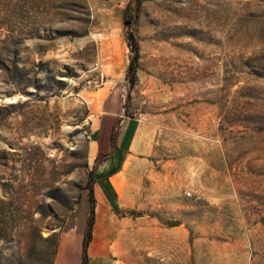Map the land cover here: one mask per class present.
Listing matches in <instances>:
<instances>
[{
	"label": "rangeland",
	"instance_id": "374dc122",
	"mask_svg": "<svg viewBox=\"0 0 264 264\" xmlns=\"http://www.w3.org/2000/svg\"><path fill=\"white\" fill-rule=\"evenodd\" d=\"M130 1L0 0V264L79 260L108 94L148 148L90 264H264V0H137L131 70Z\"/></svg>",
	"mask_w": 264,
	"mask_h": 264
},
{
	"label": "crops",
	"instance_id": "0c3cea01",
	"mask_svg": "<svg viewBox=\"0 0 264 264\" xmlns=\"http://www.w3.org/2000/svg\"><path fill=\"white\" fill-rule=\"evenodd\" d=\"M103 114L116 117L118 119L120 129L112 146L113 149L111 148V155L95 169L94 195L96 198V222L94 223V229L99 226V217L102 214L104 215V219L106 221L103 225L104 227H112L115 223L114 221L125 224L129 220L128 218H124L122 221H120L114 216L115 207L120 209L127 208L128 206L125 205L126 203H123L120 200L119 195L116 193L113 182L116 181L125 189H128L132 182L136 180V173H134L135 171L128 169V164L132 161L131 157H134V154L136 153L133 151L139 147L138 142L143 143L140 144V152L141 150L148 148V139L139 137L140 130L142 128L141 120L124 116L123 110L119 111L117 107H115L113 101L109 99V94L106 95V98L102 104L101 115ZM99 127L100 116H98L97 120L93 122V126L89 135L91 138L94 157H96L98 154L96 135ZM139 138L141 139L140 141ZM140 160L141 159L137 158V160L134 162V165L139 164L138 162H140ZM103 187H106V192L103 191ZM81 242L82 239L78 248L80 258L76 264H80ZM106 257L107 256L102 253L100 259H106ZM58 264H61V262ZM62 264H65L64 261Z\"/></svg>",
	"mask_w": 264,
	"mask_h": 264
},
{
	"label": "trees",
	"instance_id": "16d2710c",
	"mask_svg": "<svg viewBox=\"0 0 264 264\" xmlns=\"http://www.w3.org/2000/svg\"><path fill=\"white\" fill-rule=\"evenodd\" d=\"M137 0H131L127 9L125 10L124 17V32L126 42L131 53L134 54V57L131 61V68L133 67V63H135L137 58V43L131 31L132 19L134 18L135 8L134 4ZM129 70V71H130ZM116 117H112L110 115H103L100 119V127L97 131L96 142L98 146V156L96 161L98 164L104 162L112 152L108 151L110 144L114 141L113 128L116 123ZM94 184H95V170L89 174L88 182L86 184L87 190V201H88V216L85 222V229L83 233V238L81 242V259L80 264H89V246L93 239V227L95 223V210H96V198L94 195Z\"/></svg>",
	"mask_w": 264,
	"mask_h": 264
},
{
	"label": "water",
	"instance_id": "95a60500",
	"mask_svg": "<svg viewBox=\"0 0 264 264\" xmlns=\"http://www.w3.org/2000/svg\"><path fill=\"white\" fill-rule=\"evenodd\" d=\"M170 225H174V222H171Z\"/></svg>",
	"mask_w": 264,
	"mask_h": 264
}]
</instances>
